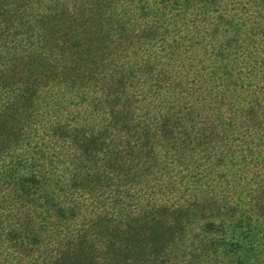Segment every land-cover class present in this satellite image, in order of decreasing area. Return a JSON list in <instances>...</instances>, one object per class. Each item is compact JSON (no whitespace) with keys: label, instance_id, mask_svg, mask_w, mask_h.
<instances>
[{"label":"rangeland","instance_id":"obj_1","mask_svg":"<svg viewBox=\"0 0 264 264\" xmlns=\"http://www.w3.org/2000/svg\"><path fill=\"white\" fill-rule=\"evenodd\" d=\"M135 4L133 0H0V73L8 74L0 79V170L8 153L18 157L16 153L22 154L26 145L50 143L57 154L58 178L67 174L79 178L62 189L74 204L61 194L57 198L66 200L62 206L72 207V212L62 221L52 219L44 231L28 232L30 238L20 228L29 208L18 206L15 199L4 201L8 190L0 186V264H164L163 245L184 246L182 235L195 236L202 222L221 219L211 204H194L182 181L163 162L165 140L170 146L197 134H179L175 125L168 127L169 134H162L160 115L140 116L143 102L134 106V124L127 129L117 126L118 116L106 121L88 119L83 114L87 108L80 107L82 100L71 90L56 86L40 67L27 70V57L38 39L48 41L47 53L49 44L73 36L70 27H79L77 37L73 36L80 39L76 43L97 39L96 46L104 49L111 40L127 44L140 38L132 61L149 58L147 80L133 82L123 98L129 93L140 96L142 91L150 111V106L157 105L150 87L158 80L168 84L167 91L181 96L184 111L193 109L196 126L211 120V110L216 108L213 89L195 79L201 62L207 66L206 55L198 49L201 40L208 41L205 29L199 24L193 36L188 34L193 41L180 52H171L161 43L167 35L163 29L170 28L168 20L148 14L140 20L145 16L136 13ZM246 33L241 32L242 40ZM185 35L180 29L169 34L165 43L181 41ZM257 37L249 42L251 50L252 43L257 44L253 57L242 66L243 72L255 76L250 81L253 85H264V42ZM47 56L39 61L43 66ZM260 143L264 146V138ZM212 144L219 146L221 141ZM136 149L144 151L143 157ZM105 212L107 218L98 217Z\"/></svg>","mask_w":264,"mask_h":264},{"label":"trees","instance_id":"obj_2","mask_svg":"<svg viewBox=\"0 0 264 264\" xmlns=\"http://www.w3.org/2000/svg\"><path fill=\"white\" fill-rule=\"evenodd\" d=\"M133 1L136 13L145 16L140 20H146V14L168 20L170 28L163 29V35H167L161 43L171 52H180L185 44H190L193 40L188 39V34L193 36L199 24L205 29L203 36L208 41L201 40L202 48L198 49L202 56L206 55L207 66L201 62L195 79L213 89L216 108L211 110V120L196 126L193 121L198 116L193 109L184 111L181 96L167 91L168 84L158 80L150 87L157 103L153 109L150 106V111V104H144L146 96L142 91L140 96L129 93L123 98L133 82L147 80L149 58L132 61L140 38L127 44L111 40L109 48L104 49L96 46L97 39L87 44L76 43L80 39L73 36L77 37L79 27H70L73 36L63 37L60 44H49L47 53L48 41L39 38L27 57V70L40 67L56 86L71 90L75 98L82 100L80 107L89 109L83 111L88 119L106 121L118 116L117 126L127 129L134 124L131 116L134 106L143 102L140 116L149 119V113L160 115L162 134H169L171 125H175L179 134H197L186 135L185 141L170 146L165 140L163 162L182 181L181 186L190 192L194 204H211L221 219L202 222L195 236L182 235L180 241L185 242L184 246L163 245L164 264H264V150L257 148V145L264 147L260 143L264 138V101H261L264 85H253L250 81L255 76L243 72L242 66L256 50V42L249 49L255 35H258L257 41L264 42V32H259L264 28V0ZM180 29L187 34L182 43L178 39L167 45V36ZM242 31L247 32L245 40L241 39ZM39 55L41 59L48 55L44 66L39 62ZM103 62L108 64L102 65ZM6 71L10 72L9 68ZM7 76L0 73V79ZM163 111L166 113L162 114ZM214 134L225 135L214 137ZM214 141L221 144L213 145ZM49 145H26L22 154L16 153L18 157L8 153L4 158L5 168L0 170V186L8 190L4 201L15 199L18 206L29 208L26 221L20 227L29 238L28 232L44 231L52 219L62 221L73 210L62 206L66 201L62 198L68 199L62 189L70 187L69 183L75 184L79 178L76 174L58 178L54 167L57 154ZM136 150L143 157L144 151ZM60 194L62 198L58 200ZM68 200L75 203L74 199ZM107 216L105 212L98 217ZM191 217L196 218L194 214Z\"/></svg>","mask_w":264,"mask_h":264}]
</instances>
